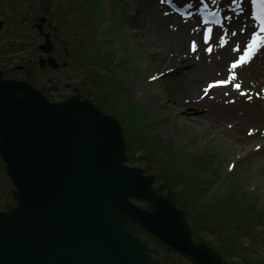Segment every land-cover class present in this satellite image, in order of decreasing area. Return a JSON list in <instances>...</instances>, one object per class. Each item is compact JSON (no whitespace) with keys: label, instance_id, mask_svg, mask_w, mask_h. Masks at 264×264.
<instances>
[{"label":"rangeland","instance_id":"obj_1","mask_svg":"<svg viewBox=\"0 0 264 264\" xmlns=\"http://www.w3.org/2000/svg\"><path fill=\"white\" fill-rule=\"evenodd\" d=\"M159 1L181 8L172 0ZM123 2L0 0L4 78L32 84L51 102L82 97L116 118L127 141V165L154 176L157 192L178 209L195 206L196 216L190 219L195 237L230 243L228 253L237 255L224 257L229 264H264L263 140L239 133V127L195 120L190 107L180 108L171 82L165 81L174 70L163 68L166 60L154 63L155 55L145 49L132 25L133 13L124 11ZM40 18L58 29L51 36L58 71L40 67L46 59L38 50L44 38L32 29ZM3 164L0 159V210L13 204ZM135 204L148 209L141 201ZM132 225L155 263L193 264Z\"/></svg>","mask_w":264,"mask_h":264},{"label":"water","instance_id":"obj_2","mask_svg":"<svg viewBox=\"0 0 264 264\" xmlns=\"http://www.w3.org/2000/svg\"><path fill=\"white\" fill-rule=\"evenodd\" d=\"M45 21L33 26L48 56L40 67L58 70ZM0 159L13 199L0 210V264H155L130 224L193 264H227L193 239L154 176L127 166L121 123L91 101L53 103L0 70Z\"/></svg>","mask_w":264,"mask_h":264},{"label":"bare ground","instance_id":"obj_3","mask_svg":"<svg viewBox=\"0 0 264 264\" xmlns=\"http://www.w3.org/2000/svg\"><path fill=\"white\" fill-rule=\"evenodd\" d=\"M172 1L182 16L172 15L159 0H124L121 6L133 13L132 25L155 55L154 63L166 60L163 68L174 70L165 81L171 82L177 105L190 107L195 120L239 127V133L264 144V52L233 68L234 58L258 32L252 0ZM200 3L219 17L210 36L202 33L208 27L202 25Z\"/></svg>","mask_w":264,"mask_h":264},{"label":"trees","instance_id":"obj_4","mask_svg":"<svg viewBox=\"0 0 264 264\" xmlns=\"http://www.w3.org/2000/svg\"><path fill=\"white\" fill-rule=\"evenodd\" d=\"M48 97V96H47ZM49 98V97H48ZM49 100H51L50 98H49ZM52 101V100H51ZM227 197V196H226ZM226 197H224V198H226ZM220 202V199H219V201L217 202V203H215V204H218ZM194 205H192L191 207H187V206H181L180 207V209L181 210H183L184 211V213H186V217H187V221H188V223H189V225L191 226V224H190V219H192V217L193 216H196V211H195V209H194ZM192 209H194L193 210V214H192ZM195 211V212H194ZM191 228H192V226H191ZM204 229H208V225H204ZM204 229H203V231H204ZM193 230V229H192ZM138 228L136 227V226H134V225H131V232L134 234V235H138L137 233H138ZM200 231V230H199ZM194 232V231H193ZM197 232V231H196ZM198 233V232H197ZM193 238L195 239V241H197V242H199V243H202V244H205L206 242V240H207V238H205V239H200L199 237H195V232L193 233ZM212 239L210 240V241H208L209 242V244H206V245H208L209 247H211L215 252H217V253H219V255H221L223 258L226 256V255H237V254H231V253H228V250H229V248H230V243H227L226 241H224L223 239H219V238H217V237H211ZM205 243H204V242ZM235 249H237V251H239V249L237 248V247H235ZM238 254H241V253H238ZM244 264H247V263H245L244 262Z\"/></svg>","mask_w":264,"mask_h":264},{"label":"snow or ice","instance_id":"obj_5","mask_svg":"<svg viewBox=\"0 0 264 264\" xmlns=\"http://www.w3.org/2000/svg\"><path fill=\"white\" fill-rule=\"evenodd\" d=\"M257 19L260 20L259 17H257ZM208 31H209V33H211V29H209ZM259 33H264V20H260ZM259 33L257 35H259ZM255 46H256V37H253V41H252L251 44L248 45V48L251 51L253 48H255ZM209 51H211V49H209ZM249 59H251V57ZM235 67H237V65L234 64L233 65V68H235ZM233 79H234V77H233ZM209 87L210 88L211 87H214V85H210ZM235 87H236L237 90H239L240 85L239 84H236Z\"/></svg>","mask_w":264,"mask_h":264},{"label":"flooded vegetation","instance_id":"obj_6","mask_svg":"<svg viewBox=\"0 0 264 264\" xmlns=\"http://www.w3.org/2000/svg\"><path fill=\"white\" fill-rule=\"evenodd\" d=\"M46 27H48V31H50V32H48V31H44L45 34H51V36H52L53 34H57V33H58V29H57V28H51V27L48 25L47 21L45 22V24H44V26H43V30H44V28H46ZM51 32H52V33H51ZM156 264H157V263H156Z\"/></svg>","mask_w":264,"mask_h":264}]
</instances>
